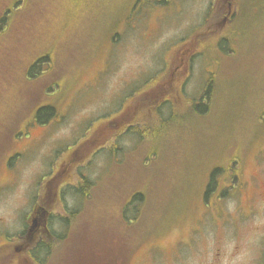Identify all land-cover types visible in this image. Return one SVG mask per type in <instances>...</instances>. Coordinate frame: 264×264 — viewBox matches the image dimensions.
<instances>
[{"label": "rangeland", "instance_id": "374dc122", "mask_svg": "<svg viewBox=\"0 0 264 264\" xmlns=\"http://www.w3.org/2000/svg\"><path fill=\"white\" fill-rule=\"evenodd\" d=\"M11 3L0 23V191L27 145L100 96L128 38L151 50L191 0H0V10ZM204 25L216 32L193 40ZM152 60L105 111L58 141L33 197L48 232L29 255L6 237L0 264H179L204 227L227 222L229 203L264 196V0H207L200 25L165 40ZM154 78L162 84L146 95ZM43 107L51 110L39 114ZM227 164L237 180L221 174ZM214 168L220 184L206 194ZM80 178L91 184L87 196L75 189ZM55 236L50 255L40 244Z\"/></svg>", "mask_w": 264, "mask_h": 264}, {"label": "clouds", "instance_id": "9594fccd", "mask_svg": "<svg viewBox=\"0 0 264 264\" xmlns=\"http://www.w3.org/2000/svg\"><path fill=\"white\" fill-rule=\"evenodd\" d=\"M207 9V0H191L184 12L159 36L151 50L140 47L139 39L130 36L117 55L116 66L107 79L100 96L93 102L83 106L66 124L53 131L44 142L27 145V158H21L11 172L10 179L3 191H0V242L6 237L18 236L24 230V218L33 208V197L37 193V179L49 170L58 141L70 140L73 129L83 120L100 115L111 104L112 100L121 96L126 85L140 73L154 68L152 53L165 40L185 35L196 29ZM155 82L146 85L152 87ZM102 121H96L89 134ZM112 140L106 141L109 146ZM128 144V141H124ZM67 157L64 154L62 159ZM98 168L104 167L103 157L95 161ZM227 222L221 226L204 227L193 242L178 256L179 264H261L264 260V196H257L247 207H237L235 202L229 203L226 210ZM13 264L17 261L13 260Z\"/></svg>", "mask_w": 264, "mask_h": 264}, {"label": "trees", "instance_id": "16d2710c", "mask_svg": "<svg viewBox=\"0 0 264 264\" xmlns=\"http://www.w3.org/2000/svg\"><path fill=\"white\" fill-rule=\"evenodd\" d=\"M12 4L13 3H11L10 4V6H8V7H6L5 9H1L0 10V23H2V22H5L6 21V17H5V15H6V13L7 12H10V11H12ZM1 5V4H0ZM4 5V4H3ZM221 7H222V5H221ZM218 8V9H216V12L219 10V18L221 17V14L223 13V11H222V8ZM3 14V15H2ZM215 14V13H214ZM218 15V14H217ZM20 19H21V17H20ZM206 25H204L202 28H200V29H197V32H196V34H195V36L193 37V40H195V38H197V37H199V38H203V36L204 35H207V34H211V33H215L216 31H215V29H212V30H209L207 27H205ZM217 31H219V29L217 30ZM37 64H39V60H37V58L35 59V60H32L31 61V63H29V66L26 68V74L27 75H32L34 72H36L37 73ZM35 69V70H34ZM34 70V71H33ZM157 78V77H156ZM156 78H154L153 80H152V82H155L154 83V85L152 86V87H149V90H146V91H144L145 93H146V95H149L150 94V92H151V90L152 89H154L155 88V86H158V85H160V84H162L161 82L162 81H159V82H157V80H159V79H156ZM167 82L169 83V81L167 80ZM212 84V82H210L209 84H208V86H206V89H205V92H204V95H205V97L207 98V99H210V98H212V91H213V85H211ZM46 110H51L49 107H43V108H41V109H39V111H38V113L40 114L41 112H45ZM36 113H37V111H36ZM36 120L37 121H40V122H42V123H45V121H47V120H44L43 118H37V114H36ZM6 124V123H5ZM5 124H3V123H0V129L3 131V126L5 125ZM218 169H220V171H221V168H214L213 169V171H212V173H211V175H210V181H209V183H208V185H207V189H206V194H208L212 189H214V187H216V186H219V182H216L215 180H216V176H218ZM224 170V169H223ZM230 170L232 171V172H230ZM218 173V174H217ZM221 174H227L229 177H230V179H232V180H237V172L235 171V170H233V168L232 167H229V164H227L226 165V169H225V171H224V173L222 172ZM50 182V181H49ZM90 182H88V181H83V180H81L80 181V183H79V185L77 186H75V189L77 190V192H79L80 194H83L84 196L85 195H87L88 194V190H89V188H90ZM222 193V192H221ZM225 192H223V194H224ZM223 194H221V195H223ZM46 195V194H45ZM45 195H40V196H38V199H41V201H43V202H45V199H44V196ZM50 195V189L48 190V193H47V195H46V197L49 199V196ZM49 196V197H48ZM136 197L135 196H132V198L130 199V200H134ZM53 199V197H50V200H52ZM129 200V201H130ZM129 201H127L126 202V204L129 202ZM123 211H126V205L123 207ZM123 213V212H122ZM69 216H71V214H67V216L66 217H63V219H61V221L62 222H64L65 224L67 223V221H68V218L67 217H69ZM125 216V215H124ZM122 217H123V215H122ZM62 238H59V237H53L52 238V240L49 242V243H42V244H40V248H42V249H44V250H47L46 252L49 254V252H50V255H51V253H52V249H53V247H54V241H60ZM53 244V245H52ZM38 247V246H37ZM40 248H39V250H40ZM38 253V252H37ZM46 253V254H47ZM98 264V263H97ZM103 264V263H102ZM116 264V263H115ZM262 264H264V261L262 262Z\"/></svg>", "mask_w": 264, "mask_h": 264}, {"label": "flooded vegetation", "instance_id": "af4514ba", "mask_svg": "<svg viewBox=\"0 0 264 264\" xmlns=\"http://www.w3.org/2000/svg\"><path fill=\"white\" fill-rule=\"evenodd\" d=\"M189 51H190V49H185L182 51L181 63L183 60V63L185 64L186 57L184 58V56ZM189 55L190 54H188L186 56H189ZM191 55H193V54H191ZM187 62H189V59ZM180 64H178V65H180ZM80 180H84V178H82V179L80 178ZM36 198L37 197H35V199ZM40 211H42V213H38L39 208L37 207V200H35L33 203V208L31 210V212L28 213V218H27L26 223H25V224H27V228L24 229V231H22L20 235L15 237V241H18V242H14L13 238H11V240H10L11 244L12 243H14V245L19 244V249L17 247L16 248L14 247L16 251H19V250L22 252L24 251L27 255H29L30 250L34 247V244L37 243V234H39L38 236L40 238V235H43L42 233L48 232L47 224H46L47 214H45V212L42 209H40ZM39 216H41L40 220H41L42 228L38 230V222L37 221L39 219ZM22 252H20V254ZM262 262L263 261H261V264H262ZM20 264H21V261H20Z\"/></svg>", "mask_w": 264, "mask_h": 264}]
</instances>
